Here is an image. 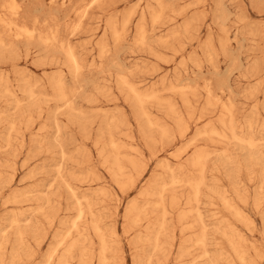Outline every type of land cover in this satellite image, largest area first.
Segmentation results:
<instances>
[{
	"label": "rangeland",
	"instance_id": "obj_1",
	"mask_svg": "<svg viewBox=\"0 0 264 264\" xmlns=\"http://www.w3.org/2000/svg\"><path fill=\"white\" fill-rule=\"evenodd\" d=\"M115 1L116 13L138 3ZM172 1V21L153 24L146 15L140 43L141 16L117 41L105 10L94 9L75 32L79 0H19L26 21L38 19L41 31H60L58 40L72 44L81 63L76 74L57 44L45 51L38 40L11 41L0 27L16 48L0 47V264H59L75 239L99 264L102 241L90 230L93 221L105 237L107 264H264V0ZM125 82L156 98L141 107ZM164 127L171 137L162 140ZM196 152L208 153L205 181L197 204L188 205ZM143 168L145 178L126 192L123 177H138ZM172 172L183 181L172 184ZM163 186L168 224L176 227L165 254L146 235L154 232H146V221L161 212ZM143 191L151 193L148 202ZM136 200L144 212L153 210L144 218L153 216L126 236L124 214ZM79 206L85 215L73 226ZM56 234L68 235L53 251ZM79 248L69 264H80ZM49 252H57L52 263Z\"/></svg>",
	"mask_w": 264,
	"mask_h": 264
},
{
	"label": "bare ground",
	"instance_id": "obj_2",
	"mask_svg": "<svg viewBox=\"0 0 264 264\" xmlns=\"http://www.w3.org/2000/svg\"><path fill=\"white\" fill-rule=\"evenodd\" d=\"M1 1V0H0ZM73 1L74 0H50V2L51 3H56V2H60L61 3V5L62 6H64V5H71L72 6V4H73ZM120 1V0H119ZM117 2V1H115V3H118V4H120L121 3V1L120 2ZM122 1H124V0H122ZM126 1V0H125ZM124 1V2H125ZM128 1V0H127ZM131 1V0H130ZM133 1V0H132ZM109 2V3H108ZM134 2V1H133ZM106 3H108V4H106ZM134 3H136V2H134ZM125 5H126V3H124ZM105 5H109V7H106ZM111 5H112V7H111ZM196 5V4H195ZM114 6H116L115 4H114V0H79V2L76 4V6H74L73 7V13H74V16L76 17V22H75V24L72 26V24H71V26H72V31H77V29H81V27L80 28H78V25L80 24V22H82V21H85V20H83V19H85V18H87V16L94 10V9H102V10H105L106 12H109L108 14H109V21H108V25L111 27L110 29H112L111 30V34H112V36H113V38H115L117 41L121 38V33H122V31L123 30H125L126 28H128L129 26H130V24H131V22H132V20H133V18L135 17V16H141V23L139 24V26H138V32H137V34H138V41L140 42V43H145V41H146V38H147V36H146V33H145V27H144V25H143V20H145V17H146V15L147 14H149L150 15V19H151V22L153 23V24H161V25H164V24H166L167 22H169V21H172V18H171V16L169 15V13H170V11H174V6H175V2L174 1H172V0H138V3L137 4H135V5H127V8L125 9V11H123V12H121V13H116V9L119 7H114ZM223 7V6H222ZM65 8V7H64ZM116 8V9H115ZM189 8V7H188ZM187 10V9H186ZM24 11V8H23V4L22 3H20L19 2V0H2L1 2H0V27H2L6 32H7V34H8V37L11 39V41H12V39H13V41L14 40H16V42H17V40L19 41V40H25L26 41V43H29V41H30V43H31V41L33 42V41H36V40H38V42L39 41H41L40 43V45H44L45 46V51H48V50H50V47L53 49V47L52 46H54L55 44H57L56 46H54V48L55 47H57V49L58 50H60L61 52H60V54L63 52V54L65 53L66 54V56H67V58H68V60H69V62H70V66H71V68L74 70V72H75V74L76 73H79V71L81 70V63H80V60H79V58H78V56H77V54H76V51H75V48H73L71 45H68V44H66V41L64 42V41H62V40H58V38H59V32H58V36H57V32H55V31H50L49 32V30H47L49 33H46L45 31L46 30H44L43 28V30H44V32H45V34L41 31V29H39V25H40V22L38 21V19H34V20H32V18H31V16L32 15H28L27 14V16H29V18H31V19H28V20H31V21H26L24 18H25V16L23 17V13H25V11ZM114 11H115V13H114ZM185 11V10H184ZM182 12V11H181ZM181 12L179 13V14H181ZM25 15H26V13H25ZM36 16V15H35ZM180 16V15H179ZM186 16V15H185ZM78 20V21H77ZM107 20V19H106ZM52 22V21H51ZM50 23V22H49ZM107 23V22H106ZM47 25H48V23H47ZM47 25H45V27H47ZM83 25V24H82ZM187 25V27H188V24H186ZM185 25V26H186ZM41 26V25H40ZM44 26V25H43ZM52 26V25H51ZM50 25H49V29H53V27H51ZM67 26V25H66ZM70 26V25H69ZM68 26V28H70ZM80 26V25H79ZM84 26V25H83ZM109 26H107V29L109 28ZM135 27V26H134ZM184 28V27H183ZM57 29H59V26H57ZM109 29V30H110ZM54 30V29H53ZM70 31H71V29H69ZM188 30V29H187ZM72 31H71V33L70 34H74V33H72ZM78 33V32H77ZM75 35V34H74ZM228 35V34H227ZM8 37H7V39H8ZM73 37V36H72ZM124 37V36H123ZM5 38L6 37H4L3 36V33H2V31L0 30V47H7V48H9L10 50H14V49H16L15 48V46L12 44L13 42H11V41H8L9 43H7L6 42V40H5ZM60 39H61V36H60ZM11 42V43H10ZM16 42H14V43H16ZM37 42V41H36ZM37 42V43H38ZM42 42H43V44H42ZM19 43V42H18ZM22 42H20V44H21ZM33 43H35V42H33ZM60 43V44H59ZM25 44V43H24ZM17 45V44H16ZM26 45H28V44H26ZM30 45V44H29ZM103 47H104V45H102ZM102 48V47H101ZM3 48H0V50H2ZM57 49H54V50H57ZM103 49V48H102ZM109 49V48H108ZM5 50V49H4ZM105 50V49H104ZM102 51V50H101ZM106 51V50H105ZM44 52V51H43ZM27 55V54H26ZM59 55V54H58ZM103 55V54H102ZM101 55V56H102ZM28 56V55H27ZM65 56V57H66ZM26 57V56H25ZM70 71V70H69ZM63 74H61V76H62ZM59 79V78H58ZM61 80V79H60ZM60 80H58V81H56V85H57V87H60V88H62L63 89V87H62V82L60 81ZM126 81V80H125ZM5 82V81H4ZM54 82V81H53ZM26 84V83H25ZM124 84H126L127 86L126 87H128V89H129V91L131 92V94H133V97L135 98V100H136V102L142 107L143 106V103L145 102V99H151V98H156V93H154V94H152V93H142V92H140L138 89H137V87L136 86H134L133 84H131V83H128V82H125ZM56 85H55V87H56ZM26 87V86H25ZM59 90V89H58ZM207 90H208V92H209V94L210 95H212L211 93V89L210 88H207ZM6 91V90H5ZM148 91V90H147ZM57 92H59V91H57ZM61 92H63V91H60L59 92V94H61V97H59V99L60 100H66L67 99V96H66V94L65 93H61ZM150 92V91H149ZM176 92V91H175ZM32 94H34L33 93V91H32ZM208 94V95H209ZM157 95H158V93H157ZM34 96H35V94H34ZM64 100V101H65ZM152 100V99H151ZM154 101H157V100H154ZM187 101V100H186ZM157 103H159V101L157 102ZM160 103H162V102H160ZM159 103V104H160ZM170 103V102H169ZM217 103V102H216ZM209 104H210V102H209ZM218 104V103H217ZM171 103H170V106L169 107H171ZM218 106V105H217ZM222 107H223V110H224V113L225 114H228V115H232V106L230 107V106H228V105H226V104H222ZM172 110L174 109L173 108V106H172V108H171ZM176 109V108H175ZM171 110V111H172ZM174 112V111H173ZM4 114V113H3ZM141 116H143V117H148V113L144 110V109H142L141 110ZM147 120H148V118H147ZM151 124H153L151 121H149ZM158 126V125H157ZM153 127V126H152ZM181 128H183V127H181ZM184 129H185V127H184ZM161 139L162 140H164V139H168L169 138V136L171 135L170 134V132L167 130V129H165V127L164 128H162L161 130ZM185 133V132H184ZM208 133H210V134H212V133H215V134H217V135H219V136H221V137H225V133L224 134H222V133H220L219 131H215V130H210ZM181 134V133H180ZM181 135H183V133L181 134ZM168 137V138H167ZM171 137V136H170ZM114 141V140H113ZM242 141V140H241ZM246 142H248V141H246ZM109 144H111V143H109ZM112 144H116V143H112ZM248 144V143H247ZM249 144L252 146L253 145V142L252 141H249ZM117 145V144H116ZM115 145V146H116ZM118 146V145H117ZM112 147H114L113 145H112ZM116 148V150H117V147H115ZM114 148V149H115ZM119 148V147H118ZM120 149V148H119ZM48 151V150H47ZM180 154V153H179ZM195 154V153H194ZM196 156H195V159H194V156H193V159H194V164H192L191 166H195V168H196V174L195 175H193L191 178H189L188 179V181L186 182L187 183V185H188V187H189V192H188V198H187V203L186 204H188V205H192V204H194V203H196L197 204V202L199 201V197H200V195H201V188H202V186L204 185V181H205V176H204V173H205V171H206V163H207V158H208V153H206V152H196V154H195ZM116 156H117V154H116ZM118 157V156H117ZM191 160H192V158H191ZM132 162V161H131ZM123 166L122 165H118V171L120 172V173H122V171H123ZM146 172H147V169L145 168H143L142 169V171L141 172H139V170H138V177L137 176H132L131 174H129V175H127V176H124L123 177V179L125 178V181L124 182H122V184H121V187L123 188V189H125V191L126 192H129V191H131L132 189H134L137 185H138V183L140 182V181H142V179H144L145 178V175H146ZM137 173V172H136ZM119 175H121V174H119ZM123 175V174H122ZM137 177V178H136ZM157 179V178H156ZM159 179V178H158ZM156 181V180H155ZM180 181H183V180H181L178 176H176V174L174 173V172H172V175H171V182H172V184H178ZM65 183V182H64ZM156 185V184H155ZM154 185V186H155ZM164 185L166 186V184L164 183ZM66 186V185H65ZM67 186L69 187H67L68 189H71V186L69 185V184H67ZM165 186H163V188L160 190V195H161V198L159 197V199L161 200V203H162V194H163V191L165 190L164 188H165ZM75 192V191H74ZM165 192V191H164ZM73 193V192H72ZM72 193H71V195H72ZM158 193V194H159ZM151 195V193H149V192H146V191H143L142 192V194L140 193V195H142V198H144L145 196H147V195ZM73 195H74V198L76 197V195H75V193H73ZM159 195V196H160ZM165 195V194H164ZM153 196V195H152ZM151 196V197H152ZM166 196V195H165ZM73 197V196H72ZM78 197V196H77ZM76 197V198H77ZM148 197V200H147V202L149 201V196H147ZM171 197V196H170ZM156 198V197H155ZM78 199V198H77ZM81 199V198H80ZM164 199V198H163ZM173 199H175L174 197L171 199L172 200V205H171V208L174 206L175 208H174V210L176 209V206H175V200H173ZM16 200V199H15ZM160 200H158V203H156L157 205L160 203ZM77 201H80L79 199L77 200ZM166 201V200H165ZM164 201V202H165ZM80 203V202H79ZM146 203V202H145ZM171 202H169L168 204H170ZM51 204V203H50ZM144 204V203H143ZM147 204V203H146ZM176 204H177V202H176ZM80 205V204H79ZM151 205H153V204H151ZM160 205V204H159ZM144 206V205H143ZM143 206L139 203V200L137 201H134V202H132V204H130L129 205V207H128V212L126 213V214H124L125 215V219L128 221V223H126L127 221H125V219H124V222H125V224H123L124 225V234L127 236L128 234H130V232H132V231H134L135 229V227H136V224L138 223V221H139V223H141V220H143V218H144V214L145 213H147V212H149V211H147V208L145 209L144 208V210L145 211H147V212H144L143 211ZM147 206V205H146ZM154 206V205H153ZM153 206H152V208H153ZM156 206V205H155ZM169 207V206H168ZM166 205H165V203H162L158 208H157V212H158V209L159 208H161V212H159L160 213V216L158 215L159 213H157L156 214V216L155 217H157L156 219V221L153 219V223H151V222H149L152 218L150 217V216H147V218H151V219H147L146 217V219L148 220V221H146L147 223H146V225H149L148 223H150V228L148 227V230L146 231V232H148L149 231V229H151L152 231H154L153 232V235H152V233L149 231V235L148 234H146L148 237V239L149 240H153V246H154V249H156L157 251H159V253H164V251L166 250V247L168 246V244L170 245V246H174V244H175V236L173 235L174 234V232H176V231H174L173 232V230H175L174 228H176V227H174V226H172V227H169V224H168V216H169V209L170 208H168ZM190 207V206H189ZM152 208H150V209H152ZM148 209H149V206H148ZM149 209V210H150ZM155 209H156V207H155ZM192 209V208H191ZM172 210V209H171ZM173 211V210H172ZM191 211V210H190ZM142 213H143V215H142ZM149 213H153V210H152V212H151V210H150V212ZM154 213H156V212H154ZM148 214V213H147ZM84 215H85V212H84V210L79 206V208H78V213H77V217L75 218V220L72 222V224H73V226H77V224H76V222L78 221V220H81L83 217H84ZM150 215V214H149ZM182 215V214H181ZM188 215H189V212H185L184 213V215L183 216H181L182 218H181V220L182 219H186L187 217H188ZM141 216H142V218H141ZM145 216H146V214H145ZM144 218V220H146ZM50 219V218H49ZM184 219V220H185ZM144 220H143V222H144ZM183 220V221H184ZM152 221V220H151ZM46 222H48V221H46ZM143 222H142V224H143ZM138 223V224H139ZM138 224H137V226H138ZM141 224V225H142ZM174 225V224H173ZM147 227V226H146ZM145 227V228H146ZM122 228V229H123ZM173 228V229H172ZM90 230H92L95 234H97V236H99V239H101V241H102V246H101V251H100V257H99V264H107V260H108V258H107V244H106V241H105V237L103 236V234L101 233V226H100V223L98 222V221H93L92 222V224L90 225ZM135 232V231H134ZM173 232V233H172ZM20 233V232H19ZM110 233V232H109ZM21 234V233H20ZM133 234V233H132ZM172 234V235H171ZM64 235V234H63ZM61 236L60 234L59 235H55V242L58 244H55V246H53L51 249H53V251H57L58 249H60V248H62L63 246H64V244L63 245H61L62 247H59V244H61V243H59V241L60 242H63V241H65V240H63V239H65L66 237H67V235L64 237V236ZM112 235V234H111ZM150 235L152 236V237H150ZM202 235V234H201ZM204 236V235H203ZM89 237V236H88ZM111 237V236H110ZM22 238V237H21ZM57 239H60V240H57ZM86 239V238H85ZM84 239V240H85ZM144 239V238H143ZM110 240H112L111 238H110ZM147 240V239H146ZM204 238L203 237H199V238H197L196 239V242L198 243V244H202L203 245V243H204ZM58 241V242H57ZM65 243V242H64ZM70 244V245H69ZM67 246H65L64 248H65V251H63V252H65L62 256H59V258H58V260L60 259V263L61 264H69V259L72 257V255H73V253H74V251L76 250V249H78L79 247H80V242H79V240L78 239H75V240H73L72 242H70ZM85 244V243H84ZM84 244H83V246H84ZM91 244H92V242H91ZM167 244V245H166ZM57 245V246H56ZM166 245V246H165ZM57 247V248H56ZM59 247V248H58ZM172 247H170L171 249H172ZM54 248H55V250H54ZM80 249V251H79V263L80 264H93L91 261H93V258H91V256L89 255V253H88V251H87V249L86 248H79ZM111 250V249H110ZM52 250H51V252H53ZM51 252H49V254L51 253ZM110 252H112V251H110ZM167 252V251H166ZM186 252V251H185ZM57 253V252H56ZM55 252L54 253H52V255L50 254L49 255V257H48V255H47V259L48 258H50L51 256H52V258H50V260L51 259H53V258H55L56 256L54 255V254H56ZM97 253H99V251L97 252ZM111 254V253H110ZM165 254V253H164ZM53 255L55 256V257H53ZM205 255H207V251H204L203 252V254H202V257L203 256H205ZM115 256V255H114ZM182 255H180V257H181ZM60 257H63V258H60ZM201 257V256H200ZM242 257V256H241ZM57 258V257H56ZM61 259H62V261H61ZM64 259V260H63ZM50 260L48 259V261H49V263H52V262H50ZM98 260V259H97ZM47 262V261H46ZM94 262V261H93ZM109 262V261H108ZM111 262V261H110ZM109 262V263H110ZM48 263V262H47ZM57 263H59V261L57 262ZM59 263V264H60ZM114 264H115V260H114ZM125 264V263H124ZM159 264H163L162 262H159ZM193 264V263H192Z\"/></svg>",
	"mask_w": 264,
	"mask_h": 264
}]
</instances>
